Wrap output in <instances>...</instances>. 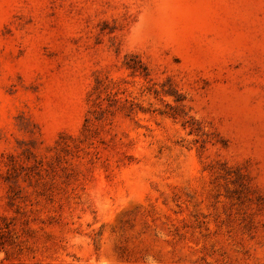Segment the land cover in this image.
Wrapping results in <instances>:
<instances>
[{"label": "rangeland", "instance_id": "obj_1", "mask_svg": "<svg viewBox=\"0 0 264 264\" xmlns=\"http://www.w3.org/2000/svg\"><path fill=\"white\" fill-rule=\"evenodd\" d=\"M0 264H264V0H0Z\"/></svg>", "mask_w": 264, "mask_h": 264}]
</instances>
